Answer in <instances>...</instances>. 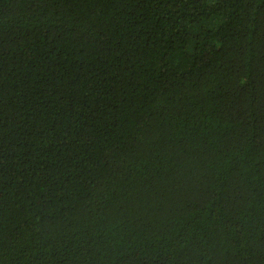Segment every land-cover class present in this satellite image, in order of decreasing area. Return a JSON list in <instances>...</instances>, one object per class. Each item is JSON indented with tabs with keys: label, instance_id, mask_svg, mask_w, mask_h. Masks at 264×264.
Instances as JSON below:
<instances>
[{
	"label": "trees",
	"instance_id": "1",
	"mask_svg": "<svg viewBox=\"0 0 264 264\" xmlns=\"http://www.w3.org/2000/svg\"><path fill=\"white\" fill-rule=\"evenodd\" d=\"M0 264H264V0H0Z\"/></svg>",
	"mask_w": 264,
	"mask_h": 264
}]
</instances>
